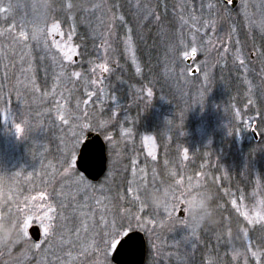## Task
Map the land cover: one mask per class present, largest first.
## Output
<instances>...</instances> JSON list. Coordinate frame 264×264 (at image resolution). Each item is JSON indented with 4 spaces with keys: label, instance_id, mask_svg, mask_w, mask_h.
I'll return each instance as SVG.
<instances>
[{
    "label": "rangeland",
    "instance_id": "obj_1",
    "mask_svg": "<svg viewBox=\"0 0 264 264\" xmlns=\"http://www.w3.org/2000/svg\"><path fill=\"white\" fill-rule=\"evenodd\" d=\"M129 1L132 10L140 2L144 12H151L157 0ZM169 1L178 17L162 44L171 59L166 81L177 102L163 113L165 99L157 96L154 101L152 91L139 95L135 85H129L131 103L139 102L135 107L141 116L121 105L116 89L124 94L126 88L112 78L122 69L120 55L115 53L108 64L105 55L114 54L117 42L135 73L139 63L134 36L112 4L86 0L89 40L97 41L95 48L104 45L88 68L79 59L74 18L69 30L46 18L43 25L34 23L39 65L32 64L33 52L27 47L25 59L8 68L14 85L10 91L17 97L0 100V202L14 208L18 223L16 214L10 220L8 213L0 215L9 229L0 250L8 240L19 248L17 255L2 256L0 264H106L119 237L133 229L147 237L150 255L145 264H197L200 259L201 264H264V0H239L236 9L230 1L224 8L212 0ZM15 6L17 0L12 14ZM23 23L20 37L28 32ZM46 52L50 56L45 63L41 56ZM6 76L0 68V79ZM33 91L45 122H31V108L24 106ZM89 131L102 135L108 155L107 171L95 183L79 175L74 165ZM251 131L259 144L253 143ZM56 151L58 177L42 184L47 176L40 167L53 162L47 154ZM234 151L239 154L233 163L240 177L236 189L230 186V164L222 163ZM214 170L223 176L221 193L230 212L239 216L236 235L211 220L212 196L206 185L220 182ZM122 186L133 207H118L116 189ZM137 193H143L142 200ZM190 208L200 211L198 219L190 216ZM34 224L40 241L17 243L29 239Z\"/></svg>",
    "mask_w": 264,
    "mask_h": 264
},
{
    "label": "trees",
    "instance_id": "obj_2",
    "mask_svg": "<svg viewBox=\"0 0 264 264\" xmlns=\"http://www.w3.org/2000/svg\"><path fill=\"white\" fill-rule=\"evenodd\" d=\"M106 1L109 5L112 4L111 6H109L110 8L117 9L118 11H120V14L123 16L122 19L125 20L124 25L126 24V27H128L131 30V34L134 36L136 43L135 54L137 55V61L139 63L138 66L139 72L135 73L133 70L132 63L126 58V55L124 54L125 49L122 47V44L119 45L117 44V42L114 45V54H112L111 52H107L105 55L107 64L110 63L111 57L112 59L115 57V53H117L118 56L120 55L119 66H121L122 69L119 68L120 72L118 74L116 72L112 76V78L114 81L116 80V83L119 84L121 83L126 88V93L124 92V94L121 93L122 91L120 92L121 94H119L116 89L117 96L121 100V105L132 111V114L135 113L138 116L140 115V113L138 112L140 111V107H135V105L139 104V102L135 104L131 103L132 101L131 99L134 96L132 94V91L129 90V85L132 86L135 85V91H138V94L139 91L141 90H143L142 92L152 91L153 94L152 98L154 101H156L157 96H160L162 99H165L166 106L162 107L165 109L161 108L162 109L161 113H163V110L164 112L167 111L169 107L175 108V103L177 102V100L175 101L176 96L174 90L168 85L166 81V74L168 70H170L169 63L171 62L169 61H171V59H168L169 56H167L168 53L167 48L164 49V46L162 44V41H165L164 39L165 32L169 33L170 31H174L176 19L178 17L176 11L174 10L173 12L170 9L172 3L169 0L153 1L154 4H153V8H151V12L150 11L144 12L143 11L144 4L142 2L141 5L140 2L138 3V8L132 10V4H130L129 0H106ZM86 3H87L86 0H17L18 6H15L13 8L14 14H12L10 11H11V6L13 5V0H0V68H1V73L5 74V72H7L6 78L1 77L0 79V87L3 86L6 88L5 90L3 88H0L1 101L5 103L7 101L13 102L15 100V97H17L16 94H13V92L10 91V88L14 87V85L13 82H11L12 74H10L8 68L13 63L14 65L17 64V62L20 61V59L21 61L25 59L24 54H25V49L27 47H29L30 50L33 52L31 57L34 58L33 59L34 61H32V64L35 63L36 67H38L39 65V58L34 53L36 47V40L34 37L33 28H34V23L36 21L38 23L39 22L42 23V24L39 23V26L43 25L42 18H46V21L48 23L57 22L67 30H69L67 27L70 26L69 21L71 17L74 18L75 31L72 34L74 36V40H76L78 43L81 44V47L79 48L80 62L83 66L86 65L85 66L86 68H88L89 66L87 62H92L91 65L96 64L95 61H93V59L96 58L98 51H101L100 49L103 50L104 45L102 47V45L99 44L100 48H98V46L95 48L94 44H98L97 41L93 42L89 40L87 30L92 27H90L89 25L86 26L84 22L86 13H84L83 10L84 8H86L85 7ZM147 15H150V17L149 18L146 17ZM23 22H26L28 24V29L26 30L28 32L27 35H25V37H20L21 35L20 32L23 31V27H22L24 25ZM82 24L83 26H81ZM141 34L145 35L144 36L145 39L139 40L140 39L139 37L142 36ZM87 38L90 41V44L86 41ZM11 45H16L15 47L16 49L9 50ZM49 56L50 53L46 52L44 54V57L41 56V58L46 63L47 57ZM119 87L120 85L118 86V88ZM15 92L16 91L14 90V93ZM234 93H235L234 91L233 93L231 91L230 94H234ZM34 94L35 95L31 93V97L24 100L25 102L24 106L31 108V112H32L30 116L31 122L34 121L40 123V121H43V118H41L40 116L43 106L41 103H35L36 92H34ZM146 112L147 114H149L150 111H146ZM153 122L155 121L154 120L148 121L147 126L148 127L153 126L154 125ZM156 126H158V124L155 125V127ZM155 127L154 128L152 127L151 129H153L154 131L160 130V127L159 129ZM54 139L57 140L58 138L55 137ZM47 141H50V139H48ZM57 153H59V151H56L54 153L49 152L47 154L48 156L53 158V162H47V165L45 162V166L49 165L48 166L49 170L43 171L42 169L45 166L42 167V165L40 164L41 165L40 170L43 177L45 178V176H47V178H45L46 180L42 182V184L50 182L56 176L58 177L59 169L57 168L56 160H55V157L57 159V156H55ZM224 156L225 157L222 163L224 164L225 167H227L230 164V167L232 169L230 170L232 176V180H231L232 183H230V186H232L233 189H236L235 186L238 184L240 177L238 176L236 171L237 168H235L233 163L237 161L236 159L239 156V154L237 151H234L225 154ZM46 159L48 158L46 157ZM192 162H197V161L193 160ZM214 171L217 172L216 174L219 176L220 182H218V185L216 184V182L214 183L217 186L213 185L212 183H207L208 186L206 185L208 192L212 196L211 198L212 201H209V208L212 212L211 220L219 228H229L231 230V233L236 235L238 233L237 229L239 223L238 222L239 216L238 215L234 216L230 212L228 199L225 197L226 195L221 193V191L225 187L223 176L219 174L218 170H214ZM45 172H49L50 174L51 172L54 173L50 175L49 173L46 174ZM47 180L50 181L47 182ZM120 188L121 189H116L117 192L116 196L120 197V202L118 207L121 209V207L123 206H127V207L131 206V204H129L130 202L124 197L125 194L122 192V190L125 187L122 186ZM141 197H143V193L142 194L137 193L136 199L140 200ZM0 201H3V199L0 198ZM7 206L2 205L0 202V215L3 216L5 213H8L10 220L11 218L10 216L16 214L15 223H17V213L13 212L14 208L8 209L10 204H7ZM235 218H237L238 221H236ZM113 221L115 222L116 219H113ZM11 225L9 223L10 227ZM17 227L18 226L15 224L14 225L15 230H17ZM123 228L124 226H122V229ZM11 240L13 239L11 238ZM216 241L217 240L215 239L214 243H217ZM31 242L32 240L27 238L17 241V243L19 244L22 243L31 244ZM214 243L212 242L215 248L218 246V244H214ZM215 251L216 250L212 249L209 252H215ZM218 251L216 252V254L218 253ZM7 253L10 254L14 253L15 255L19 253L18 246L15 245L13 248L11 247L10 240L6 242L4 247H1L0 259L2 258V256H5ZM149 255L150 253L148 250V258ZM105 261L106 264H112L110 260L109 261L105 260ZM1 264H5V263H1ZM197 264H201V259L199 262H197Z\"/></svg>",
    "mask_w": 264,
    "mask_h": 264
},
{
    "label": "water",
    "instance_id": "obj_3",
    "mask_svg": "<svg viewBox=\"0 0 264 264\" xmlns=\"http://www.w3.org/2000/svg\"><path fill=\"white\" fill-rule=\"evenodd\" d=\"M231 6H235L234 0ZM74 164L76 169L91 182H97L104 175L107 169L106 146L98 133H86L79 146ZM28 235L34 242H38L41 235L39 227L31 226L28 229ZM146 256V238L143 232L133 229L125 232L118 239L110 260L113 264H145Z\"/></svg>",
    "mask_w": 264,
    "mask_h": 264
},
{
    "label": "clouds",
    "instance_id": "obj_4",
    "mask_svg": "<svg viewBox=\"0 0 264 264\" xmlns=\"http://www.w3.org/2000/svg\"><path fill=\"white\" fill-rule=\"evenodd\" d=\"M152 198H153L152 196H149V199H152ZM189 214L193 218L198 219L199 215H200V211L198 209L194 210V209L190 208ZM8 231H9V229H8L7 224L0 222V243L5 242V237L7 236Z\"/></svg>",
    "mask_w": 264,
    "mask_h": 264
},
{
    "label": "flooded vegetation",
    "instance_id": "obj_5",
    "mask_svg": "<svg viewBox=\"0 0 264 264\" xmlns=\"http://www.w3.org/2000/svg\"><path fill=\"white\" fill-rule=\"evenodd\" d=\"M212 1H214V2H221V4H222V8H224L225 6L227 7V6H229V4H228V2L230 1V4H231V2H232V0H212ZM235 1V6L234 7H232V6H230L231 7V9H236V5L238 6V4H239V0H234ZM260 45V44H259ZM172 57V56H171ZM173 58V57H172ZM172 60H174V59H172ZM155 120H156V118H155ZM253 129H254V127H253ZM251 133H252V135H253V139H252V141H253V143L255 142V144L257 143V144H259L260 143V140H259V138L257 139V137H256V135H255V131H251ZM107 155V154H106ZM108 156V155H107ZM175 157H178V156H175ZM107 159H108V157H107ZM126 159V158H125ZM175 159H177V158H175ZM223 160V159H222Z\"/></svg>",
    "mask_w": 264,
    "mask_h": 264
},
{
    "label": "snow or ice",
    "instance_id": "obj_6",
    "mask_svg": "<svg viewBox=\"0 0 264 264\" xmlns=\"http://www.w3.org/2000/svg\"><path fill=\"white\" fill-rule=\"evenodd\" d=\"M106 70V69H105ZM149 95H151V93H149ZM62 119H63V117H61ZM18 130H19V127H18ZM48 231H49V229L48 228H46L45 229V233L47 234L48 233ZM40 245H36V247H39Z\"/></svg>",
    "mask_w": 264,
    "mask_h": 264
}]
</instances>
